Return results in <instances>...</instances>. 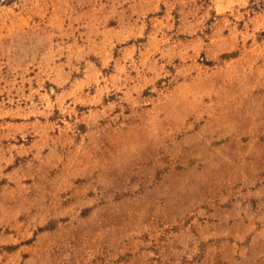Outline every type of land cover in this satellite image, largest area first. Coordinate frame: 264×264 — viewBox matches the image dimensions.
Returning <instances> with one entry per match:
<instances>
[{
  "label": "rangeland",
  "instance_id": "1",
  "mask_svg": "<svg viewBox=\"0 0 264 264\" xmlns=\"http://www.w3.org/2000/svg\"><path fill=\"white\" fill-rule=\"evenodd\" d=\"M0 264H264V0H0Z\"/></svg>",
  "mask_w": 264,
  "mask_h": 264
}]
</instances>
